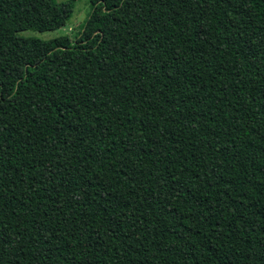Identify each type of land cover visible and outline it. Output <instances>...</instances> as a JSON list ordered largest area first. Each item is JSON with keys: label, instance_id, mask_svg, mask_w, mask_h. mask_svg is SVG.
Instances as JSON below:
<instances>
[{"label": "trees", "instance_id": "16d2710c", "mask_svg": "<svg viewBox=\"0 0 264 264\" xmlns=\"http://www.w3.org/2000/svg\"><path fill=\"white\" fill-rule=\"evenodd\" d=\"M0 0V264H264V0Z\"/></svg>", "mask_w": 264, "mask_h": 264}, {"label": "rangeland", "instance_id": "374dc122", "mask_svg": "<svg viewBox=\"0 0 264 264\" xmlns=\"http://www.w3.org/2000/svg\"><path fill=\"white\" fill-rule=\"evenodd\" d=\"M64 0H55V2H62ZM89 12V1L88 0H78L74 3L72 8V13L69 19L65 22L64 26L61 28L45 33H33V32H23L21 35L38 38L41 40H47L51 38H60L72 41L73 35L79 30L82 21L86 18Z\"/></svg>", "mask_w": 264, "mask_h": 264}]
</instances>
